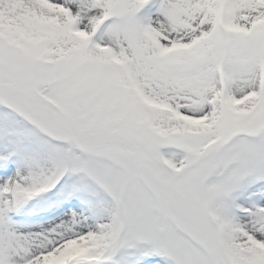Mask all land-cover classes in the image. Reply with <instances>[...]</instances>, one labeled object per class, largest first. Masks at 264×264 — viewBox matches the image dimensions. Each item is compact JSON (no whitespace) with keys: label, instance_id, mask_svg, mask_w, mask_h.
I'll return each mask as SVG.
<instances>
[{"label":"snow or ice","instance_id":"6c2138e0","mask_svg":"<svg viewBox=\"0 0 264 264\" xmlns=\"http://www.w3.org/2000/svg\"><path fill=\"white\" fill-rule=\"evenodd\" d=\"M0 264H264V0H0Z\"/></svg>","mask_w":264,"mask_h":264}]
</instances>
